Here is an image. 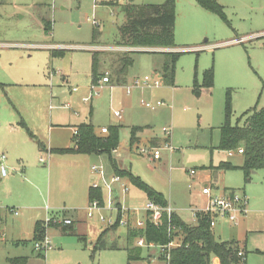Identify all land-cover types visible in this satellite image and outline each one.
I'll return each mask as SVG.
<instances>
[{
    "label": "rangeland",
    "instance_id": "1",
    "mask_svg": "<svg viewBox=\"0 0 264 264\" xmlns=\"http://www.w3.org/2000/svg\"><path fill=\"white\" fill-rule=\"evenodd\" d=\"M102 1L0 0V115L9 117L12 113L19 116L18 121L22 118L29 124L31 130L46 132L50 114L89 121L88 104L92 101L94 131L101 134L102 126L107 129L118 126L116 152L121 157L118 160L117 153H113L116 166L126 167L128 171L130 168L142 181L163 193L185 223L194 224L189 211L192 206L206 205V197L201 194L206 176L211 178L212 194H219L226 187L244 194L246 223L233 231L225 226V234L216 236L228 238L231 233L237 234L246 250L245 263L238 264H264V169L255 170L245 183L239 168L243 165L242 156L218 148L220 126L228 104L233 124L243 112L264 107V0H216L223 6L224 18L205 10L194 0H173L174 43L180 49L173 83L161 80L158 87H132L135 78L158 75L155 70L161 67L164 58L157 52H126L133 59L126 70L128 82L112 87L111 95L103 87L90 102L80 104L76 99L80 92L75 93L73 88L89 83L92 51H107L114 56L121 51L113 48L118 44V28L124 20L122 6L127 0L115 5ZM165 1L132 0L136 5ZM45 21L50 22L48 32L44 30ZM208 68L213 71V85L200 87L203 72ZM114 110L121 113L120 118L113 115ZM74 111L80 117L76 118ZM133 125L140 127V141L130 148ZM163 127L169 129L168 134L162 132ZM149 136L162 140L158 147L160 159H150L153 149L147 144ZM165 139L167 142H163ZM223 162L235 168L223 171L218 168ZM93 164L102 165L104 177L110 182L114 171L108 155L101 154ZM190 170L196 171L195 179L188 174ZM90 173L92 184L98 181L102 186L104 201L103 182L91 170ZM122 181L128 183L126 177H121L120 182L111 185L117 202L115 208H96L91 218L86 217V207L77 211L74 227L80 235L71 236L56 229L65 241H55L54 236L52 244L64 242L74 247L70 251V264H166L157 245L138 249L134 242L132 254L138 259L128 260L123 249L127 228L117 224L114 230H109L112 227L107 219L115 222L118 209L125 219L129 210H134L132 223L146 219V212L141 209L146 195L130 183L122 193ZM57 193L54 196L51 191L49 201L60 208L68 207L64 192ZM32 200L39 202L37 198ZM39 203L45 210L49 206L56 212L47 201ZM4 205L0 204V264H12L10 259L35 252L32 241L14 243L30 227L24 219L22 223L16 221L13 212L5 213L1 207ZM51 213L48 218L52 217ZM100 216L105 218L104 222ZM102 232L99 246L103 244V247L93 256L94 242Z\"/></svg>",
    "mask_w": 264,
    "mask_h": 264
},
{
    "label": "crops",
    "instance_id": "2",
    "mask_svg": "<svg viewBox=\"0 0 264 264\" xmlns=\"http://www.w3.org/2000/svg\"><path fill=\"white\" fill-rule=\"evenodd\" d=\"M116 1H117L116 3L110 4V5H115V4H118L120 2V0H116ZM126 3L127 4L128 3L134 4L132 2V0H127ZM124 19H125V14H124ZM45 23L46 24L49 23V25H50V22H48V21H45L44 24ZM97 46L99 47V45H97ZM115 48H117L118 50H121L120 53H118L115 56L113 55V53H109L107 51H102V50H93L92 51V53H91V75H90V80L88 83L89 85L87 84L88 86L86 85V86H83L80 88H78V87L73 88V91H75V93L80 92L79 97L78 98L76 97V99L79 103L83 101L84 97H86L90 94L91 84L96 82L97 79H99L101 76H103L105 74L109 75V83L103 85V87L106 88L105 91H106V93H109V95H111V92L113 91V89L116 85H120V84H124V83L128 82V78L126 76V70L127 69L124 68V69L120 70L121 64L119 61L120 56H124V54H126V52H143V51L144 52H150V53L151 52H153V53L157 52V53H160L163 55L165 52H168V51L179 52L178 50H180V49H177L176 45L172 48H161V47L153 48V47H130V46H123V45L116 44V47H114L113 49H115ZM53 54H56V53H53ZM60 54L62 55V53H60ZM60 54H59V52H57V55H60ZM94 55L96 57L95 65H93V56ZM163 58H164V55H163ZM101 61H102V63H101ZM155 71H157L159 73L160 68L156 69ZM158 75H156L153 78H157L159 80V85H160V81L161 80L164 81V80L162 79L160 73ZM158 86H147V87H158ZM112 87H113V89H112ZM92 98H93V96L88 101L90 102L92 100ZM88 101H86V102L83 101V102L85 104H87ZM91 102L88 104L89 106H88V111H87L89 121H83V122H79L77 120L73 121L71 119V117H69L70 115L65 116L64 118H61L58 115L50 114L48 116V120L45 124L46 132H43L42 130H38V131L31 130V126L29 124L24 122L22 120V118H20V120L18 121L19 116L14 115L12 113H9V117H3L2 115H0V155H4V157H5V159L3 160L2 163L4 164V166L6 167V170H7V173L5 176H2L0 174V204H5L4 206H1L4 208L5 213L6 212L12 213V210H14V209L16 211H17V209L20 210V213L19 212L17 214L12 213L13 215L16 216L15 217L16 221L19 220V222L22 223V220L24 219V220H26L24 222H26V224L30 227L29 231L28 230L22 231L20 233V238L18 240L14 241L15 244H19V242L25 243L27 241H32V247H33V250L36 254L31 253V254H28V256L14 257V258H25V264H70L69 257H70L71 249L73 250V248H74L73 245L69 246L67 244V246H66V243H64V242H62V243L60 242V244L54 245V244H52V241H51V245H52L51 249H49L46 252L36 251L34 249V243L40 239L36 238V232H35L34 228H35V225L37 223L42 224L43 225L42 226L43 235L47 234L50 237V239H51V237L56 236L55 241H58V240L59 241H65V237L63 235H60L58 233V231L56 230L58 228L65 234L70 233L71 236L81 234L80 232L75 230V227H74L75 222H77V211H79L81 209L83 210V209H85V207H87L86 204H88V202H89V190H90V188L94 189L92 187V182L94 180H90V176H89L90 170H91V172H93L92 166H94V164L92 165V163L95 160H99L100 155L104 154V153H101V154H96V153H59V152H55V149H64V148L72 147L73 146V140L75 138V134L73 133V131H74V129H77V127L80 124L89 123L92 125V127H94V124L92 123V120H91V118L93 117V113H94V107H93ZM109 104L111 105V99L109 101ZM114 111H116V110H114ZM74 112H77V111H74ZM4 113H6V111ZM113 115H114V112H113ZM74 116L76 118H78V117H80V114L77 112V115L74 114ZM115 117H117V116H115ZM120 117H121V113H120ZM120 117H117V118H120ZM111 126H116V125H111ZM102 128H105L106 131L103 132ZM130 128L131 129L132 128H139L140 129L139 126H134V125L131 126ZM94 132L98 136L104 135L107 133V128L102 126L100 128L101 134H99V132H97V131H94ZM138 133L139 132H136V134L133 138L134 141H132V142L130 141L132 138L130 136V139H129V147L130 148L135 143H137V142L139 143L140 137H139ZM164 134L166 135V133H164ZM167 140L168 139H165L163 142H167ZM160 143H162V140L159 139L158 137L149 136V138L147 140V144L150 145V147H149L150 149L158 148ZM116 149L112 151L111 155H113V153H117ZM236 153H238V152L236 151ZM238 154H240L242 156V153H238ZM149 155L151 156L150 159H152V160L160 159V157L159 158H153V156L151 154H149ZM116 156H117L118 160L121 157V155L118 153ZM117 158L113 157V156L111 157L115 166H116L115 162L117 161ZM242 158H243V156H242ZM109 160H110V158H109ZM226 163H228V162H226ZM100 166L102 167V165H100ZM116 167L118 169H121L118 166H116ZM233 168H235V167L233 166ZM123 169L127 170L126 167ZM221 170H223V169H221ZM225 170H229V169H225ZM225 170H223V171H225ZM113 171H114V169H113ZM129 171L132 173L130 168H129ZM190 171L188 174L191 176L192 179H195L196 171L194 174H190ZM9 172H12V173H9ZM114 175H117V174H115V172H114ZM134 175H136V174H134ZM197 179H199V178H197ZM197 179H196V182L198 181ZM210 179L211 178H209V176H206L207 182L205 181L203 183V186L209 185V187L211 188V191H212V186L209 183ZM97 180L102 181V179L98 175H97ZM104 180L106 181L105 177H104ZM97 182L98 181H96L95 183H97ZM122 183H124L127 187V184L129 182L126 183V182L122 181ZM152 188L155 191L161 193L160 191L156 190L154 187H152ZM95 189H101V191H102V186L99 185V187L95 188ZM51 191H52L54 196H55V194L58 195L57 192H59V191L64 192V194L66 195L65 202L68 203V207L63 206L60 208V207H57L56 204L54 205L53 203H51L49 201L51 199V196H52ZM232 191L234 192L233 188L230 189V188L226 187L219 194L232 192ZM161 194L163 195V193H161ZM242 195L244 196V194H242ZM163 197H164V195H163ZM36 198L39 199V202L40 201H44V202L47 201L49 203L50 207H52V209H54V211H56V212H53L49 208V206H47V208L45 210L43 204H40L36 200H32V199H36ZM73 198H74V200H73ZM28 200H31L30 204L27 203ZM147 200L148 199L146 196V201ZM9 204H12V205H9ZM143 205L144 204H142V207H143ZM171 206L174 209V213H176V208L173 205H171ZM142 207H141V209H142ZM192 207H195V206H192ZM49 210L52 212L51 213L52 217L55 215H58L59 217L69 218V219H71V224L65 225V226L61 225V224L45 225V222L52 218V217H50V218L47 217V216H50ZM129 212H130L129 214L131 217V219L129 221L132 222L134 210L131 209V210H129ZM135 213H136V211H135ZM247 214H248V212L246 214L240 216L238 219V222L236 224H232L226 219H219V220H217L216 224L213 227H211V230L214 229L212 233L217 240L224 241V242H234L235 244H237V246L239 247V251H241L243 253V255H242L243 259H240L239 263H245V261H246V250H245V246L243 247L242 243H240V240L237 238V236H236L237 234L234 233V235H233V233H231V235L228 238H222L221 237L222 239L218 238L216 236V234L219 235V237H220V235L221 236L224 235L225 231H224L223 227H225V226L227 228H230L228 230L233 231L236 227L241 225L244 221L246 223V215ZM86 217H87V214H86ZM5 220H6V217H5ZM116 221H115V223H116ZM116 224H118V223H116ZM194 224H195V222H194ZM66 226H69V227H66ZM125 227L128 230V228L130 226H125ZM114 229L115 228L112 227L109 230H114ZM57 236H59V237H57ZM101 236H103V232L101 233V235H99V237L97 238V241L94 242V245L92 248L93 256L95 253H97L103 247V244L101 246H98V244L101 243V241H100ZM26 238H29V239H26ZM82 239H85V238L83 237ZM137 240L135 241V246H138L136 243ZM151 244H153V243H151ZM127 247H128V239H127V232H126V245L124 246L123 249L126 251L127 257H128V251L126 250ZM139 247L141 248L142 246H139ZM146 247H149V246L146 245ZM66 251H67V253H66ZM93 251H94V253H93ZM65 253H66V256H64ZM14 258H12V259H14ZM10 262L12 263L11 259H10ZM166 264H168V263L166 262ZM211 264H220L219 258L216 256H212L211 257Z\"/></svg>",
    "mask_w": 264,
    "mask_h": 264
},
{
    "label": "trees",
    "instance_id": "3",
    "mask_svg": "<svg viewBox=\"0 0 264 264\" xmlns=\"http://www.w3.org/2000/svg\"><path fill=\"white\" fill-rule=\"evenodd\" d=\"M194 1L205 10L224 18L223 6L216 0ZM102 2L114 4L117 1L103 0ZM174 6L173 0H166L161 4L146 5L126 3L122 7L125 19L118 28L120 34L118 44L130 47H174ZM50 29L49 23H45L44 30L48 32ZM163 55L164 60L159 73L163 80L172 84L175 62L180 52L168 51ZM119 61L121 64L120 70L127 69L133 63V59L127 54L120 56ZM95 63L96 57L94 55L93 65ZM202 77L203 80L200 87L211 88L213 85L212 68L204 70ZM196 86L198 87L197 84ZM231 114L232 110L228 104L225 110L224 122L220 126L218 148L228 152L242 149L243 165L240 169L243 172L244 181L247 183L251 179V174L254 170L264 169V107H253L243 112L235 124L230 121ZM241 119L243 121L240 124L239 121ZM138 131L139 128L131 129V142L134 141L133 138ZM117 145L118 126H109L106 134L98 136L95 134L91 124L83 123L77 127V135H75L73 140V146L55 149V152L107 154L115 174L120 177H126L130 184L145 193L147 199L160 206H166L167 201L161 193L155 191L137 175L125 169H118L114 165L111 154L117 148ZM218 168L225 170L233 168V166L230 163L223 162ZM92 199L103 200L101 189L90 188L89 200ZM118 213L117 220L121 216L120 211ZM129 213L127 214L128 221L131 219ZM148 216L146 214L143 227H129L127 230L128 247L126 250L128 251V260L138 259V256L132 254V243L134 242L135 244V241L142 237L146 244L153 243L154 245H166L171 240L179 241L180 245L169 249V264H211L212 256L218 257L220 264L239 263L240 257L237 255L239 247L234 242L219 241L214 237L209 226V216L207 214L199 213L195 224H187L173 212L170 217V223L175 227V230L170 232L168 231V221L165 213L157 224L151 222ZM116 223L111 227L115 228L117 226ZM42 226L40 223L35 225L34 230L37 239H41L43 236ZM136 248L139 249L140 247L136 246ZM161 257L165 259L163 254ZM11 261L13 264H25V258H14Z\"/></svg>",
    "mask_w": 264,
    "mask_h": 264
},
{
    "label": "built area",
    "instance_id": "4",
    "mask_svg": "<svg viewBox=\"0 0 264 264\" xmlns=\"http://www.w3.org/2000/svg\"><path fill=\"white\" fill-rule=\"evenodd\" d=\"M236 42H240L241 39H236ZM109 83V76L107 74L101 76L99 79L96 80V82L91 84V91L90 94L83 98V101H88L92 96L97 95L99 93V90L103 87V85ZM159 80L157 78H151L149 76H144L142 78H135L132 81V87H144V86H158ZM127 93L130 92V86L127 87ZM159 104V102L157 103ZM148 105V104H147ZM114 115L117 117H120V112L114 111ZM102 131L105 132L106 129L102 128ZM162 131L166 134L169 133V129L163 127ZM73 133L77 135V129H74ZM140 152H144L143 149H140ZM238 153H242V149L237 150ZM153 158H159L160 154L158 151V148H154L152 152ZM5 159L4 155H0V174L2 176H5L7 173L6 167L2 163ZM92 171L95 172L101 179L104 185V188L106 190V197L104 201H100L98 199H92L89 200L87 204V217L91 218L93 216V211L96 208L104 207L108 210H112L116 207L117 202L114 201V198L112 196V188L111 185L113 183H117L121 181V178L118 175H114L110 182H107L104 180V172L100 165H94L92 166ZM195 170H191L190 174H194ZM93 188H98V183L92 184ZM121 191L122 193H125L127 191V187L124 183H120ZM201 194L206 197V205L203 208H197L192 207L189 209L190 214L192 215V218L194 222L196 223L197 217L200 214H207L209 226L213 227L217 220L219 219H226L232 224H236L238 222V219L240 216L247 213V200L243 195L236 194L235 192H227L223 194H212L211 188L209 185H205L201 188ZM142 209L146 212L148 216V219L153 222L154 224H157L159 220H161L163 214H166L167 221H168V231L175 230V227L171 225L170 223V217L172 213L174 212V209L172 206L167 203L166 206H160L156 204L155 202L151 200H147L145 204L143 205ZM120 211V209H118ZM14 214H17L18 211L12 210ZM100 220L104 222L105 218L103 216H100ZM107 223L111 226L115 222L112 221L110 218L107 219ZM117 223L121 226H130L134 228H140L144 226V222L136 219L134 223L128 221V219H125L124 217L120 216L119 220H117ZM48 224H61V225H69L71 224V219L59 217V216H53L50 220H47L45 222V225ZM138 246H151L153 244H145V241L142 237H140L137 240ZM180 245L179 241H169L166 245H157L159 249L161 250V253L164 255V258L166 262L169 264V249L173 246ZM52 248L51 245V239L50 237L45 234L43 237L36 241L34 243V249L36 251H42L46 252L49 249ZM237 255L240 257V259H243L242 255L243 253L241 251H238Z\"/></svg>",
    "mask_w": 264,
    "mask_h": 264
}]
</instances>
